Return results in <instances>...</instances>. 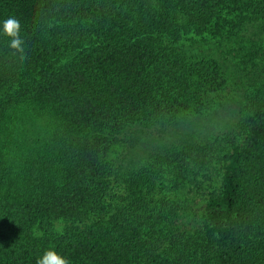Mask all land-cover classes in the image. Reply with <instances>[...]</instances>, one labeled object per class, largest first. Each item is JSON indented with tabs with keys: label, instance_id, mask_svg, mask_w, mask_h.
I'll list each match as a JSON object with an SVG mask.
<instances>
[{
	"label": "trees",
	"instance_id": "1",
	"mask_svg": "<svg viewBox=\"0 0 264 264\" xmlns=\"http://www.w3.org/2000/svg\"><path fill=\"white\" fill-rule=\"evenodd\" d=\"M237 42L259 83L219 135ZM262 60L264 0H0V264H264Z\"/></svg>",
	"mask_w": 264,
	"mask_h": 264
},
{
	"label": "rangeland",
	"instance_id": "2",
	"mask_svg": "<svg viewBox=\"0 0 264 264\" xmlns=\"http://www.w3.org/2000/svg\"><path fill=\"white\" fill-rule=\"evenodd\" d=\"M235 44L238 49H233V44L229 43L223 50V55L227 56L228 65L224 67V85L217 95L214 105L215 108H218V111H222L221 115L216 119H212L209 124H206L205 128L206 130L207 127H212L214 133H220L219 130H221L219 135H223L222 132L230 130L232 124H235L239 119L242 108L245 106V91L249 89L250 84L252 82L259 83V50L257 54L255 52L256 50H253L252 57L255 61L252 64L250 63V53H247L250 52V48L245 47V43L241 45L237 42ZM240 48H245L246 51H240ZM214 51L218 57L223 56L222 49L215 47ZM261 63H264V60H262ZM228 121L232 122V124L228 125ZM163 132H165V130H163ZM172 133H175V131L171 132V134ZM200 175H202V173ZM187 188L188 187L183 191L187 190ZM195 192L199 193V197L200 192L197 190ZM201 204L202 201H199L196 206H200Z\"/></svg>",
	"mask_w": 264,
	"mask_h": 264
},
{
	"label": "clouds",
	"instance_id": "3",
	"mask_svg": "<svg viewBox=\"0 0 264 264\" xmlns=\"http://www.w3.org/2000/svg\"><path fill=\"white\" fill-rule=\"evenodd\" d=\"M21 23L19 19L10 17L3 21V33L10 38L9 46L23 52V39L20 36ZM37 264H69V260L54 249H49L37 259Z\"/></svg>",
	"mask_w": 264,
	"mask_h": 264
}]
</instances>
